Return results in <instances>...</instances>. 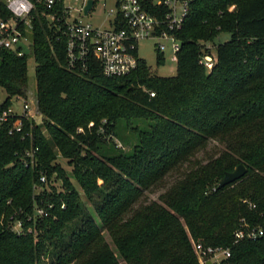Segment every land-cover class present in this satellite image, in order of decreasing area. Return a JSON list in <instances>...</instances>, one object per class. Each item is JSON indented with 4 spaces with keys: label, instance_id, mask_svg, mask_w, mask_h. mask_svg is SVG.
<instances>
[{
    "label": "trees",
    "instance_id": "16d2710c",
    "mask_svg": "<svg viewBox=\"0 0 264 264\" xmlns=\"http://www.w3.org/2000/svg\"><path fill=\"white\" fill-rule=\"evenodd\" d=\"M140 2L158 18L166 11ZM41 22L31 53L0 51V89L9 95L27 94L32 55L42 115L25 140L0 125V264H198L191 241L228 249V264H264V238L233 237L241 219L261 223L264 210V0H191L174 32L173 75L142 59L124 76L68 69L64 44ZM220 33L229 39L214 44ZM207 43L211 69L199 62ZM31 146L37 162L25 169L19 155ZM239 165L245 175L218 189Z\"/></svg>",
    "mask_w": 264,
    "mask_h": 264
},
{
    "label": "built area",
    "instance_id": "2783aa9c",
    "mask_svg": "<svg viewBox=\"0 0 264 264\" xmlns=\"http://www.w3.org/2000/svg\"><path fill=\"white\" fill-rule=\"evenodd\" d=\"M88 0H0V51L10 50L18 56L31 53L32 32L34 21L44 19L55 41L62 42L65 48V65L68 69L87 72L96 65L106 76H124L134 71L138 65L137 41L142 38L154 37L170 40L174 52L173 60L177 61V51L180 42L174 32L182 27L188 13L191 0H155L166 11L158 18L147 12L140 0H112L108 8L102 6L107 17V27L94 26L78 19L74 11L83 15L90 14L97 6L98 0H93L91 8L84 13ZM72 2L78 7H72ZM42 23V22H41ZM42 26V24H41ZM165 45L157 44V51H162ZM216 59L210 50L203 54L199 62L211 69ZM0 96V125L7 127L10 136L19 135L21 140L32 137L34 116L39 115L37 107L33 111L32 95H9L3 89ZM150 96L154 92H149ZM30 97V98H29ZM14 99L20 101L19 112L14 110ZM81 130H79L80 132ZM38 149H26L19 155L25 169L36 165ZM39 182L46 183V177L40 176ZM247 203V201H244ZM250 209H256L255 204L248 203ZM41 215L42 211H38ZM261 223H255L243 218L234 231V243L242 240L264 238V210L259 213ZM20 231V224L13 226ZM193 252L198 264H228L230 251L222 247L206 246L201 242L191 241Z\"/></svg>",
    "mask_w": 264,
    "mask_h": 264
},
{
    "label": "rangeland",
    "instance_id": "374dc122",
    "mask_svg": "<svg viewBox=\"0 0 264 264\" xmlns=\"http://www.w3.org/2000/svg\"><path fill=\"white\" fill-rule=\"evenodd\" d=\"M113 5L112 0H98L96 8L88 15H83L79 13L78 11H74L73 13L78 15V19L82 20L83 22L91 23L94 26H100V27H107V17L105 16V12L102 9V6L108 8L109 6ZM72 7H78L77 3L72 2ZM234 5L230 6L229 10H233ZM230 35L228 33H220L217 37L214 39V44H217L220 41H224L229 39ZM161 42L165 45L164 49L160 51L163 55V62L158 64L156 61L157 57V44ZM207 45L210 47V49L214 52L215 45L212 43H207ZM137 54L138 57L145 61L146 65L150 68L151 72L158 74V75H173L176 72V62L173 60L174 52L172 50V42L170 40H164V39H158L154 37H147L142 38L137 41ZM34 67L35 62L32 57V55H29L28 57V93L32 95V101L36 102L35 99V75H34ZM4 93L0 90V96H2ZM30 98V97H29ZM36 105L33 106V111L35 110ZM21 109L20 101H16L14 99V110L16 112H19ZM44 132V131H43ZM116 142L117 148L127 151L128 147H123L122 144H120L116 139H113ZM57 163L67 172V174L71 173V167L68 166L67 161L60 156L57 158ZM71 183L75 187L76 191L78 192L81 201L85 205V207L92 213H93V205L92 203L87 199L84 192L80 188V186L76 183L74 179L71 178ZM54 186L58 188L57 192H61V184L60 182H53ZM101 185V184H100ZM162 192L161 190H156L150 193H146L145 196L147 197L146 202L150 201H157L158 195ZM105 241L108 242L112 247V244L110 242L109 237L106 233H104ZM115 251V249L113 248ZM121 264H124L120 260Z\"/></svg>",
    "mask_w": 264,
    "mask_h": 264
},
{
    "label": "water",
    "instance_id": "95a60500",
    "mask_svg": "<svg viewBox=\"0 0 264 264\" xmlns=\"http://www.w3.org/2000/svg\"><path fill=\"white\" fill-rule=\"evenodd\" d=\"M93 4V0H88L85 7H84V13L86 14L87 11L91 8ZM34 121L36 125L42 124V115H36L34 116ZM246 169L243 165L237 166L232 172H227L224 174L221 181L218 183L217 188L221 189L229 184H232L239 179H241L245 175Z\"/></svg>",
    "mask_w": 264,
    "mask_h": 264
}]
</instances>
